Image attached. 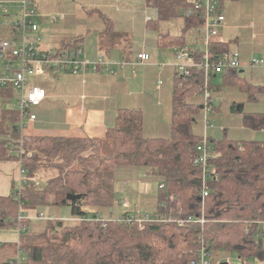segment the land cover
Here are the masks:
<instances>
[{"label":"trees","instance_id":"obj_1","mask_svg":"<svg viewBox=\"0 0 264 264\" xmlns=\"http://www.w3.org/2000/svg\"><path fill=\"white\" fill-rule=\"evenodd\" d=\"M221 0H219L220 2ZM158 9L162 18H183L185 28H200L203 16L185 12L193 2L187 0H147ZM5 28L0 27V40ZM11 34V31H10ZM66 40L58 48L79 43ZM160 43L180 47V38L162 37ZM229 51L221 42L210 43L213 56ZM202 50L195 51L199 60ZM239 69L230 72L232 82L240 89L245 86L248 100H254L245 83L235 81ZM176 71V70H175ZM234 80V81H233ZM204 71L192 67L188 73L175 72L171 94L170 135L150 137L143 134V114L140 108H121L115 123L102 138L53 136H20L18 112L13 104L0 106V161L18 160L26 177L40 173V185L28 181L18 194L0 195V231L16 228V252L24 254L19 264H191L198 258L200 240L209 250H227L251 257L263 253L262 238L257 235L264 219V139H215L207 135L213 127L203 103L197 102ZM212 89V88H211ZM212 97V95H211ZM210 111L218 108L211 102ZM231 113H243V107L230 105ZM204 116V134L194 130L196 116ZM209 121L211 127L205 128ZM245 127L264 129V112L243 113ZM206 135L211 147L207 178L201 167L194 165L196 147ZM21 145L23 153H11ZM145 168L149 175L164 183L159 188L158 211L173 218L203 216V222L179 224L175 221L148 222L143 229L117 221L102 223L92 219L83 207L95 210L111 207L115 199L114 183L120 168ZM54 172L47 177V173ZM50 174V173H49ZM205 185L208 195L202 196ZM68 194L79 198L68 199ZM161 204V206H160ZM70 206L71 217L65 221L53 217L39 229L34 228L28 214L45 207ZM164 206V207H162ZM23 217L18 220L19 214ZM7 243L0 244V255ZM0 264H10L1 258Z\"/></svg>","mask_w":264,"mask_h":264},{"label":"crops","instance_id":"obj_2","mask_svg":"<svg viewBox=\"0 0 264 264\" xmlns=\"http://www.w3.org/2000/svg\"><path fill=\"white\" fill-rule=\"evenodd\" d=\"M21 1L0 0V3L5 4L6 15L15 18L20 14ZM34 1L38 15L33 19L39 26L41 49L56 48L66 40L79 39L90 59L101 53L112 62L121 59L131 62L140 52L148 53L150 59L139 65L121 67L114 64L115 73L112 74L87 70L78 74L60 72L38 77V83L47 90L48 96L34 108L36 120L27 130L29 136L102 138L107 128L114 125L121 108L141 109L144 135H170L171 94L176 72L174 49L177 46L163 45L160 40L162 37L180 38L188 46L203 49L204 24L202 29H186L182 17L162 18L158 9L147 0ZM220 10L224 21L213 40L223 43L230 51L237 50L242 61L264 58V0H221ZM169 20H173L170 25ZM0 27L5 28L3 36L8 35L5 39L10 37L9 23ZM237 73L239 77L235 81L245 83L251 93L254 92L252 101L263 104L262 109L253 112H264V66L240 68ZM231 75L230 72L212 74L211 81L218 77L222 79L221 86L211 85L214 107L216 101H223L229 107L234 104L237 108L251 101L246 98L244 85L239 91L229 89L233 85ZM199 96L197 102L201 103L202 96ZM19 178L17 160L0 161V195H9ZM149 181L157 180L145 168H120L114 183L116 196L113 205L98 211L91 207H83V210L91 214L101 213L105 217H117L134 210L155 213L159 210V184L155 192L148 191L143 188V183ZM121 199L128 202L127 208L119 204ZM40 226L34 225V228ZM257 235L262 238V256L245 257L236 252L233 263L264 264V234L260 227ZM210 252L214 260L220 262L218 259L223 250L210 249ZM5 254L9 261L17 257L13 245L0 256ZM233 263L228 257L220 262Z\"/></svg>","mask_w":264,"mask_h":264},{"label":"built area","instance_id":"obj_3","mask_svg":"<svg viewBox=\"0 0 264 264\" xmlns=\"http://www.w3.org/2000/svg\"><path fill=\"white\" fill-rule=\"evenodd\" d=\"M192 8H189L185 14L191 15L193 12L200 13L204 18V47L201 49L202 55L199 60L195 58V51L199 50L196 46L183 45L175 47L174 55L176 58L175 70L178 73L186 74L192 67H198L204 71L205 79L212 74L221 73L223 70H236L240 68H256L264 66V58H253L249 61H242L240 53L237 50L227 51L219 55H211L209 46L213 38L218 34V27L224 21V15L220 10L219 0H193ZM20 14L15 18L6 15V6L0 3V26L9 23L11 35L6 39L0 40V106L4 103L13 104L18 112V129L20 136H29L28 128L36 120L34 108L41 104L48 96L47 90L40 86L38 77L47 74L50 76L60 72H69L78 74L87 70L105 71L115 73V66H124L127 64L139 65L149 61L150 55L146 52H140L131 62L123 59L112 62L99 53L95 59L86 56L84 48L80 43L70 45L63 48L41 49L39 36V26L34 21V17L38 15L35 8L34 0H22L20 3ZM55 18V17H53ZM199 94L202 96V107L205 114L209 113L212 102L211 88L205 82L200 87ZM211 123L206 120L205 128L211 127ZM209 140L206 135L203 136L201 142L196 147V156L193 160L194 165L199 166L203 170V177L207 178V169L209 168L208 158L210 153ZM11 153H23L21 145ZM18 161V160H17ZM20 164V161H18ZM42 176L36 173L31 177H26L24 170L20 167V178L18 181V194L23 185L28 181L34 182L35 185L41 184ZM164 183L159 184V188H164ZM202 196H207L208 192L205 185L201 187ZM123 208L128 207V202L124 199L119 201ZM161 206V204H160ZM164 207V206H162ZM23 217L20 213L18 220ZM33 221H46L53 219L52 216L45 215L42 211L30 217ZM84 219L83 217H71V221ZM102 223L109 221H117L122 224L136 225L138 229H143L148 222L152 221H175L179 224L187 222H203V216H192L182 218H173L170 215L162 214L159 211L155 213H143L140 210L123 212L117 217H105L99 213L92 218ZM260 227L261 233L264 234V219L254 221ZM18 234L24 230L21 225L16 226ZM18 237L14 243L18 244ZM6 241H1L5 243ZM198 258L191 264H220L215 261L209 248L204 240H200V248ZM17 257L10 260V264H19L21 259Z\"/></svg>","mask_w":264,"mask_h":264},{"label":"rangeland","instance_id":"obj_4","mask_svg":"<svg viewBox=\"0 0 264 264\" xmlns=\"http://www.w3.org/2000/svg\"><path fill=\"white\" fill-rule=\"evenodd\" d=\"M175 20V19H174ZM171 21L169 20L167 23L170 25ZM211 84L213 86H221L222 85V79L220 77L213 79L211 81ZM230 90L239 91V88L236 84H233L229 87ZM197 99L200 98L199 95H195ZM215 107L218 108L217 111L209 112V118L211 119L213 123V127L208 129L206 132L208 136H212V138L215 139H230V140H246V139H257L262 140L264 139V132L260 129L254 130L249 127H245L242 122V115L243 113L258 111L262 109L263 104L259 101H250L248 104H246L243 107V113L240 112H234L231 113L229 110V106H226L224 102H214ZM145 122L148 124V120ZM194 130L200 134L201 136L204 134V116L203 113L196 116V123L194 124ZM168 133V131H167ZM170 134V131H169ZM50 173V174H49ZM54 172L49 171L46 175L47 177L53 174ZM41 181L43 182L44 179ZM158 181H149L148 183H143V188H148V191H154L157 188ZM18 189V180H15L13 190ZM59 210H57L55 207H45L42 208V212L45 215H49L52 217H55L57 219L70 221L71 216V208L70 206H58ZM29 217H33L34 215L28 214ZM46 221H36L31 223V225L34 227V225L40 226V224L44 225ZM18 237V232L16 228H9L4 231H0V240L6 241L7 246H10V244H14L15 238ZM222 252V251H221ZM7 254L2 256L1 258H6ZM20 259L24 257L23 253L19 252ZM226 257L230 258L231 263H233V260H235V257H237V253L234 251H227L223 250V255L220 259H218L220 262L226 261ZM233 264H236L235 262Z\"/></svg>","mask_w":264,"mask_h":264},{"label":"water","instance_id":"obj_5","mask_svg":"<svg viewBox=\"0 0 264 264\" xmlns=\"http://www.w3.org/2000/svg\"><path fill=\"white\" fill-rule=\"evenodd\" d=\"M240 72H242V70H240ZM200 108H202V105H200ZM79 195H75V194H68L67 198L68 199H75V198H79Z\"/></svg>","mask_w":264,"mask_h":264},{"label":"bare ground","instance_id":"obj_6","mask_svg":"<svg viewBox=\"0 0 264 264\" xmlns=\"http://www.w3.org/2000/svg\"><path fill=\"white\" fill-rule=\"evenodd\" d=\"M18 122V121H17Z\"/></svg>","mask_w":264,"mask_h":264}]
</instances>
